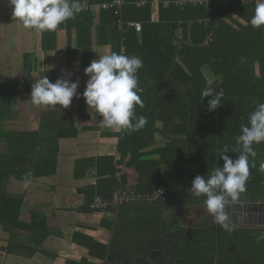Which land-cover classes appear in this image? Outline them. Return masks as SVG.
<instances>
[{
    "label": "crops",
    "instance_id": "obj_1",
    "mask_svg": "<svg viewBox=\"0 0 264 264\" xmlns=\"http://www.w3.org/2000/svg\"><path fill=\"white\" fill-rule=\"evenodd\" d=\"M249 1L257 2L241 0L242 4ZM160 2H152L154 21L159 19ZM236 18L244 22L237 15ZM92 28L93 44L87 51L88 48L81 44L80 37L84 36L76 20L69 19L56 31L38 32L25 28L21 21L14 19L9 0H0V116L4 120L0 122V159L12 154L10 144L13 140L22 141L16 148H27L28 137L23 138L27 133L38 132L42 138L54 135L51 146L58 150L57 169L51 175H29L23 170L28 165L24 154H19L18 161L3 170L7 175L5 197L19 202L20 206L9 210L0 202V212L4 210L7 215V224L0 222V264H136L140 258H149L153 251L166 253L172 247L173 251L162 264L174 254L181 256L173 257L167 264H264V242L255 243V237L264 232V227L235 225L234 230L228 232L211 219V231L204 236L209 238V248L200 249L206 261L202 258L197 262L186 253L184 244H180V236L177 234L176 238L170 234L177 223L185 229L181 217L162 234L173 215L179 213L175 208L168 209L159 200L145 202L139 207L133 204L135 202H128L110 206L105 211H95L91 205L87 206L85 193L91 189L95 196L105 198H111L117 188L140 193L161 189L165 198L160 200L170 206H177L180 201L185 205V195H192L187 193L185 171L182 185L174 180L173 174L175 165L180 164L184 170L189 161L186 132H176L183 128H162V122L158 121L159 128L148 130L152 135L137 132L128 135L130 132L105 127L102 116L95 112L92 117L82 95L74 97L67 108L36 106L31 102L32 84L45 75L52 82L62 76L72 81L78 79V92H84L89 79L84 69L93 59L99 58V53L112 52L110 45L97 44L96 24ZM206 76L210 79L209 73ZM138 86L143 93V87ZM74 126L75 135L60 136L61 132L71 133ZM233 132L237 134L238 128H233ZM230 138L223 137L221 142L239 148L237 136ZM143 142L147 143L138 145ZM126 148H139L140 155L126 153ZM37 151H42L41 147ZM229 153L233 154L231 158H236L235 151L229 150ZM220 156L221 153L218 163L223 160ZM78 160L83 167L77 175ZM259 161L264 162V157ZM143 164L147 167L141 166ZM13 166H20V169ZM26 181L28 187H25ZM198 209L195 211L199 217L211 216L206 208ZM158 213L165 220L163 225L154 224L158 222ZM184 213L185 207L182 216ZM84 236L104 244L107 257L91 256ZM126 242L131 248L124 255L122 249Z\"/></svg>",
    "mask_w": 264,
    "mask_h": 264
},
{
    "label": "trees",
    "instance_id": "obj_2",
    "mask_svg": "<svg viewBox=\"0 0 264 264\" xmlns=\"http://www.w3.org/2000/svg\"><path fill=\"white\" fill-rule=\"evenodd\" d=\"M173 1L169 0V5L165 6V0H161L158 6L159 19L154 21L153 0H124L122 7L109 6L113 0H80L88 7L77 14L74 20L84 36L80 39L81 44L88 48L87 51L93 44L92 26L96 24L97 44L110 45L112 52L117 53L124 48L125 54L142 59L143 68L138 71V76L139 84L143 87V93H139L143 107L137 106L135 112L137 116L146 117L147 123L139 131L127 134L137 132L152 135L148 130L159 128L156 125L158 121L162 122V128H183L176 132H186L189 161L184 170L180 164L175 165L173 174L174 180L182 185L184 181L181 179L185 171L188 190L197 175H206L211 169L222 167L224 161L218 163V155L226 147L229 150L236 148L230 147V144L224 145L222 138L230 140L231 135L238 137L241 125L248 124L250 113L258 103H264V27L251 26L255 1L242 4L241 0H213L208 7L187 4L184 8ZM236 15L244 22H240ZM119 20L123 22L122 27L119 26ZM129 22L141 24V31L135 25L129 26ZM207 73L210 79L207 78ZM208 80L213 82L215 92L222 96V105L215 111L208 109V100L212 97L203 99L201 95L202 90L208 86ZM1 121H4L2 116ZM73 128L71 133L61 132L60 136L75 135L76 127ZM233 128H238L237 134H232ZM48 136L42 138L38 132L27 133L23 135V138L28 137L27 148H16L22 141L13 140L10 144L12 154L0 159V202L9 210L17 209L20 203L6 198L7 175L3 170L8 165L12 166V162L18 161L21 156L19 154H24L28 165L23 170L29 175L47 176L55 173L58 150L54 148L56 146H51L55 136ZM38 147L42 151L38 152ZM253 147L257 152L256 166L250 167L251 175L245 193L251 191L255 197H240L239 200L264 201V173L259 171V160L264 157V143L254 144ZM129 152L135 156L140 155L139 148H126V153ZM227 155L233 156L229 152ZM141 166L147 167L146 164ZM82 167L78 160L75 166L77 175ZM13 168L20 169V166ZM114 172L115 170L112 175ZM98 173H102L100 168ZM94 194V189L85 193L88 207L94 201ZM205 198L202 196L199 200L202 202ZM133 204L139 207L145 202ZM6 216L4 210L0 212V222L3 225L7 224ZM156 217L154 219L158 222L154 224L163 225L164 218L159 213ZM204 235L198 232L195 240ZM84 238L91 256L101 259L107 257L108 250L104 244L91 237ZM255 243H258L257 240ZM185 248L193 259L197 262L200 260L202 251L197 242ZM179 256L181 255H173L175 258ZM173 257L171 256V261Z\"/></svg>",
    "mask_w": 264,
    "mask_h": 264
},
{
    "label": "clouds",
    "instance_id": "obj_3",
    "mask_svg": "<svg viewBox=\"0 0 264 264\" xmlns=\"http://www.w3.org/2000/svg\"><path fill=\"white\" fill-rule=\"evenodd\" d=\"M9 4L13 6L14 19L21 21L25 28L38 32L56 31L86 10L80 0H9ZM250 23L253 28L264 27V0H257ZM142 68V59L125 54L123 49L119 53H99V58L93 59L84 69L89 79L82 94L78 92V79L72 81L62 76L52 82L45 75L32 84L30 99L36 106L67 108L74 97L82 95L90 115L93 117L95 112L102 116L105 127L121 132L139 131L147 123L146 117L137 116L135 112L137 106L143 107L139 95L142 89L138 86V71ZM212 83L208 80V86L201 92L203 99L212 97L208 100L209 111L222 105V96L215 92ZM236 142L240 147L231 150L238 153V158L227 155L229 149L226 147L220 156L224 161L222 167L213 168L206 175H197L188 189L194 197H206L204 205L213 222L228 232L235 228L228 208L239 202L240 194L246 191L250 167L256 166L257 152L253 145L264 143V103H258L250 113L248 124L241 125ZM259 171L264 173V162L260 163ZM28 183L25 182V187ZM256 240L258 243L264 241V232L256 236Z\"/></svg>",
    "mask_w": 264,
    "mask_h": 264
},
{
    "label": "water",
    "instance_id": "obj_4",
    "mask_svg": "<svg viewBox=\"0 0 264 264\" xmlns=\"http://www.w3.org/2000/svg\"><path fill=\"white\" fill-rule=\"evenodd\" d=\"M159 203L163 205L164 207H167L168 209L175 208L179 213L181 212V215L174 214L173 219L171 223L167 226H165L162 229V234H164V231L172 227L181 217L183 219L182 224H186L185 217L187 215V209L191 208L192 210L198 209V208H206L204 203H193L191 206L185 209V213L182 216V209L185 207L184 204L181 203V201L178 203L177 206H170L165 201L159 200ZM200 210V209H198ZM204 210V209H203ZM228 212L230 213L232 222L239 227H264V201L262 200H239V202L230 205L228 208ZM205 217V216H204ZM213 219V218H212ZM174 237L177 238V234H174ZM173 251V247L168 250L166 253H162V251H153L151 253V256L149 258H140L139 261L136 262V264H139L140 262L144 264H154L156 258V264H162L163 260Z\"/></svg>",
    "mask_w": 264,
    "mask_h": 264
},
{
    "label": "built area",
    "instance_id": "obj_5",
    "mask_svg": "<svg viewBox=\"0 0 264 264\" xmlns=\"http://www.w3.org/2000/svg\"><path fill=\"white\" fill-rule=\"evenodd\" d=\"M212 1L213 0H174L173 2L176 5L184 8L185 5L187 4H191L193 6L205 5L206 7H208L212 3ZM124 3H125L124 0H113V2L109 6L122 7ZM84 5L86 6V8L88 7V5L86 4ZM164 5L168 6L169 1H165ZM109 6L107 5V7ZM130 25L131 26L135 25L138 31H141L142 29L141 24H135V23L129 22V26ZM119 26L120 27L123 26L122 20H119ZM163 193L164 192L161 189H158L154 192H149V193H140L136 190H125L123 188H117L114 191L113 196L111 198H105L99 195L95 196L94 201L91 204V207L96 210L99 209V210L105 211L110 206L117 207L119 205H122L128 202H155L157 200L165 198Z\"/></svg>",
    "mask_w": 264,
    "mask_h": 264
},
{
    "label": "flooded vegetation",
    "instance_id": "obj_6",
    "mask_svg": "<svg viewBox=\"0 0 264 264\" xmlns=\"http://www.w3.org/2000/svg\"><path fill=\"white\" fill-rule=\"evenodd\" d=\"M193 203H197L196 200L192 199L191 195H185V209L188 208L189 206H191ZM198 213L195 210H192L191 208L187 209V215L185 217V229H183L181 226H178L177 224L174 225L172 227V229L170 230V234H178L180 236V244H184V247H186L187 245H192L193 243H198L199 244V249L201 248H209V238L204 237L206 232L211 231L213 222H212V217H204L202 216H198ZM169 222V221H168ZM200 232L202 233L204 236H202V238L200 239H196L195 240V236L197 235V233ZM208 235V233H206ZM168 240H172V239H168ZM175 242V239H174ZM179 244V245H180ZM259 247H262V244L259 245ZM186 250V248H185ZM209 251H211L210 249H207ZM189 253V252H187ZM204 252L202 251V254ZM262 253H264V251H262ZM202 255L199 257L200 260H202ZM171 261V257H169L164 264H166L167 262ZM203 261L205 262L206 260L203 258Z\"/></svg>",
    "mask_w": 264,
    "mask_h": 264
},
{
    "label": "rangeland",
    "instance_id": "obj_7",
    "mask_svg": "<svg viewBox=\"0 0 264 264\" xmlns=\"http://www.w3.org/2000/svg\"><path fill=\"white\" fill-rule=\"evenodd\" d=\"M167 1H169V0H167ZM262 191H263V189H262ZM192 197H194V196H192ZM240 197H244V198L249 197V199H252L253 197H255V194H252L251 191H249L247 194L245 192H243L240 194ZM194 200L198 201L199 198L195 197ZM130 248H131V244L129 242H126V244L124 245V248L122 249V253L125 255L129 251Z\"/></svg>",
    "mask_w": 264,
    "mask_h": 264
}]
</instances>
